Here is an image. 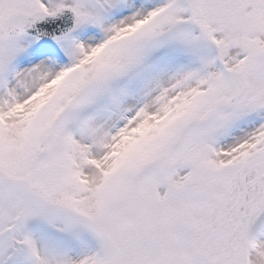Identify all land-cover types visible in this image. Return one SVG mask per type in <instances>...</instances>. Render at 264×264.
I'll return each instance as SVG.
<instances>
[{"label": "snow or ice", "instance_id": "1", "mask_svg": "<svg viewBox=\"0 0 264 264\" xmlns=\"http://www.w3.org/2000/svg\"><path fill=\"white\" fill-rule=\"evenodd\" d=\"M0 264H264V0H0Z\"/></svg>", "mask_w": 264, "mask_h": 264}]
</instances>
